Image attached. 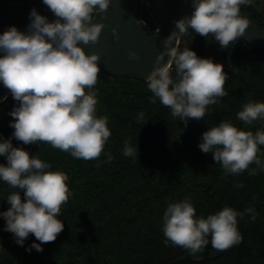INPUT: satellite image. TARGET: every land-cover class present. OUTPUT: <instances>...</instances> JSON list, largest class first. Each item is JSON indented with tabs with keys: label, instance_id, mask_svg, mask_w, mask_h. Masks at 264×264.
<instances>
[{
	"label": "trees",
	"instance_id": "obj_1",
	"mask_svg": "<svg viewBox=\"0 0 264 264\" xmlns=\"http://www.w3.org/2000/svg\"><path fill=\"white\" fill-rule=\"evenodd\" d=\"M261 5V0H251L240 11L261 22ZM142 12L155 30L151 9L144 5ZM185 46L200 58L222 64L228 76L227 95L207 106L204 119L189 120L185 126L159 98L152 102L147 81L98 75L92 89L97 93L96 116L107 117L111 133L98 159H77L45 142L25 145L12 139L14 147L50 164L48 171L65 173L70 195L57 216L64 230L54 242L42 244V252L28 251L40 243L32 234L19 245L0 216V264H264V169L253 163L249 170L256 169L255 176L248 170L226 174L213 153L199 147L203 133L223 121L253 134L264 131V118L250 125L237 118L246 103H264V61L253 58L239 38L223 49L214 37L191 31L180 41V49ZM171 76L176 80L175 66ZM17 106L12 95L0 103V142L13 136L9 113ZM126 140L136 150L133 157L124 155ZM258 148L264 162V145ZM0 164H7L6 157L0 156ZM240 184L243 187H237ZM14 191L19 189L0 179V213L11 207L7 197ZM184 199L196 209V218L230 207L237 212L253 208L256 219L251 213L237 217L242 241L230 249H213L209 236L207 247L191 254L171 242L166 245L162 230L167 206Z\"/></svg>",
	"mask_w": 264,
	"mask_h": 264
},
{
	"label": "clouds",
	"instance_id": "obj_2",
	"mask_svg": "<svg viewBox=\"0 0 264 264\" xmlns=\"http://www.w3.org/2000/svg\"><path fill=\"white\" fill-rule=\"evenodd\" d=\"M56 19L50 22L35 9L30 13L27 32L15 26L0 35V81L18 102L9 115L14 122L12 138L0 142V156L7 164H0V179L19 191L7 197L11 206L0 213L6 220L5 231L16 237L23 246L30 234L40 243L28 249L43 251L42 244L54 242L64 230L57 216L69 199L68 177L61 171H48L51 165L30 155L23 148L14 147L12 139L25 145L45 142L53 148L70 152L74 158L98 159L111 133L107 117L96 116L97 93L93 91L101 71L98 55H87L79 45L99 42L105 25L95 23L98 14L106 13L110 0H43ZM251 0H192L191 16L175 21V30L165 39V51L156 61L147 78V87L162 105L171 109L187 126L189 120H202L207 106L227 95L228 79L222 64L200 58L180 41L189 33L215 36L221 48L244 36L249 22L240 15V6ZM95 17V19H94ZM138 22V21H137ZM175 42V47H173ZM132 59H140L131 53ZM165 56L170 59L165 63ZM175 66L176 80L171 76ZM86 89L88 91H86ZM141 120L144 114L141 113ZM245 124L264 118V103L249 102L237 114ZM199 145L203 153H213L217 164L226 174H240L246 170L255 176L251 164L264 169L258 158L259 145H264V131H242L229 121L203 133ZM136 150L125 141L124 155L133 157ZM108 154V162H111ZM99 166V165H97ZM237 187H243L242 184ZM21 192L24 198L22 199ZM245 212L225 207L207 218H196V209L184 199L170 203L163 215L165 244L203 251L209 244L218 251H226L239 244L237 217Z\"/></svg>",
	"mask_w": 264,
	"mask_h": 264
},
{
	"label": "water",
	"instance_id": "obj_3",
	"mask_svg": "<svg viewBox=\"0 0 264 264\" xmlns=\"http://www.w3.org/2000/svg\"><path fill=\"white\" fill-rule=\"evenodd\" d=\"M261 3V22L240 11V15L248 20L249 27L239 39L258 61H264V0ZM144 5L151 9L150 14L158 25L155 30H151L143 19ZM33 9L50 22L56 19L43 0H0V35L13 26L27 32ZM193 11L192 0H110L107 12L98 14L94 21L105 25L99 42L89 45L81 43L79 46L84 48L87 55L100 57L99 75L147 81L158 56L165 51V39L175 30L174 22L191 16ZM191 31L189 28V33ZM210 36L215 38L212 34ZM172 46L175 47V42ZM133 52L140 59H132L130 54ZM169 59L165 56L164 62L167 63ZM10 95V90L0 81V103Z\"/></svg>",
	"mask_w": 264,
	"mask_h": 264
}]
</instances>
